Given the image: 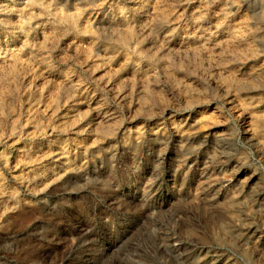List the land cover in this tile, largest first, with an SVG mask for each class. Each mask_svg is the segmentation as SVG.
Returning <instances> with one entry per match:
<instances>
[{
    "label": "rangeland",
    "instance_id": "374dc122",
    "mask_svg": "<svg viewBox=\"0 0 264 264\" xmlns=\"http://www.w3.org/2000/svg\"><path fill=\"white\" fill-rule=\"evenodd\" d=\"M0 264H264V0H0Z\"/></svg>",
    "mask_w": 264,
    "mask_h": 264
},
{
    "label": "bare ground",
    "instance_id": "6f19581e",
    "mask_svg": "<svg viewBox=\"0 0 264 264\" xmlns=\"http://www.w3.org/2000/svg\"><path fill=\"white\" fill-rule=\"evenodd\" d=\"M246 36V34H239V37L240 38H244ZM83 240L82 239H80L78 242H77V247H75V249L77 248V249H81V248H84L82 245H83Z\"/></svg>",
    "mask_w": 264,
    "mask_h": 264
}]
</instances>
